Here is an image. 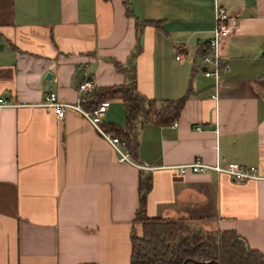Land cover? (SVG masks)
<instances>
[{"label": "crops", "instance_id": "crops-1", "mask_svg": "<svg viewBox=\"0 0 264 264\" xmlns=\"http://www.w3.org/2000/svg\"><path fill=\"white\" fill-rule=\"evenodd\" d=\"M215 5L234 28L211 98L200 55ZM143 20L157 24L136 34ZM132 52L144 97L190 88L170 123L136 128L131 159L147 171L118 162L78 110L58 119L40 105L53 92L86 110L87 92L128 82ZM83 81L92 87L79 92ZM0 96L12 104L0 107V264H127L140 172L146 216L232 230L264 254V0H0ZM104 102L99 126L122 127L119 98ZM194 157L251 165L257 178L179 168Z\"/></svg>", "mask_w": 264, "mask_h": 264}, {"label": "trees", "instance_id": "trees-1", "mask_svg": "<svg viewBox=\"0 0 264 264\" xmlns=\"http://www.w3.org/2000/svg\"><path fill=\"white\" fill-rule=\"evenodd\" d=\"M156 21L135 22L136 34L147 24ZM206 49V48H205ZM204 49V50H205ZM131 53L128 82L101 86L84 95L82 106L93 109L98 103L119 98L123 107L122 127L101 126L104 131L124 142L132 159L137 146L136 128L147 122L168 124L179 113L184 99L190 93L174 99L155 100L138 92L135 84ZM150 187V175L140 172L137 178V207L133 223H138L139 233L132 228L129 234V257L127 264H264V254L251 249L245 240L232 230H206L190 226L185 217H148L144 214L145 196Z\"/></svg>", "mask_w": 264, "mask_h": 264}, {"label": "built area", "instance_id": "built-area-1", "mask_svg": "<svg viewBox=\"0 0 264 264\" xmlns=\"http://www.w3.org/2000/svg\"><path fill=\"white\" fill-rule=\"evenodd\" d=\"M234 28L232 18L228 16L225 10L217 5L214 6L213 10V27L210 32V36L206 41V49L200 55L201 64L204 66L202 69V75L211 80V86L213 89L211 98L216 97L217 85L221 74L227 70V65L221 61L219 49L220 44L224 37L228 35ZM182 54L180 50H176L173 58L179 60ZM92 87L90 81H83L78 84V91L89 90ZM82 99V98H80ZM12 105L5 98L0 96V107H6ZM40 105L45 109L52 108L55 112L56 118H61L66 109L78 110L90 124L102 135L108 145L112 148L115 154V158L118 162L130 163L140 170L147 171L149 166L145 164L136 163L131 159L129 152L125 149L124 142L119 140L116 136L112 135L108 131H104L99 126V116L101 115L105 102L98 103L93 109L86 111L81 109L78 104H70L62 102L56 99L53 92H49L44 95ZM175 122H172L174 125ZM187 167L191 172H203L211 170L214 172L225 173L234 180L242 181L249 178H257L255 174L254 166L240 165L234 162L221 163L216 160L213 164H206L198 157H194L190 162L184 165H180L179 168Z\"/></svg>", "mask_w": 264, "mask_h": 264}, {"label": "rangeland", "instance_id": "rangeland-1", "mask_svg": "<svg viewBox=\"0 0 264 264\" xmlns=\"http://www.w3.org/2000/svg\"><path fill=\"white\" fill-rule=\"evenodd\" d=\"M135 225H136V227H137V228L135 229V232H136V233H139V225H138V223H136Z\"/></svg>", "mask_w": 264, "mask_h": 264}]
</instances>
